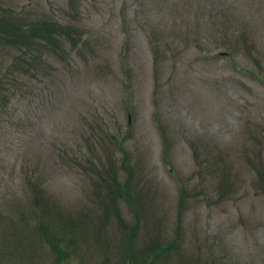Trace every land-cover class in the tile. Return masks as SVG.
<instances>
[{
	"label": "rangeland",
	"instance_id": "obj_1",
	"mask_svg": "<svg viewBox=\"0 0 264 264\" xmlns=\"http://www.w3.org/2000/svg\"><path fill=\"white\" fill-rule=\"evenodd\" d=\"M7 21L29 37L0 27V264H264V0H0Z\"/></svg>",
	"mask_w": 264,
	"mask_h": 264
},
{
	"label": "trees",
	"instance_id": "obj_2",
	"mask_svg": "<svg viewBox=\"0 0 264 264\" xmlns=\"http://www.w3.org/2000/svg\"><path fill=\"white\" fill-rule=\"evenodd\" d=\"M2 26L4 27V29H6V33H8V32L10 33L9 36H11L12 38L9 41L12 44H15L18 46H20V45L23 46V44H25V42H27L26 40L29 37L28 31L23 30L22 27H19V25H16L15 23H11L10 21H7L4 23H1L0 27H2ZM32 30H33V32H32L33 35L36 33V31L38 32V31L43 30V32L48 34V36H47V38L45 35H43L42 37H45L48 40L50 37L49 34L54 33L53 31H55L54 27L52 28L51 26H48V25L43 26L42 28H37V29L32 28ZM60 31L62 33H68V35L70 34V30L66 27H64V28L61 27ZM26 33H27V35H26ZM128 188H129V186L125 185V187L122 188V191H120L119 195L124 196V195L128 194ZM35 231H36L35 234H37L42 241L44 240V242L49 245L50 249L54 253L57 254V258H58L57 261L59 263H65L68 255L61 248V246L63 244V239H65V236L58 233V231L56 232V234L53 233V231L50 230L42 222H40L39 224H37L35 226ZM132 243H133V240L130 239L129 245L131 247H132ZM159 249L160 250H155V247L149 246L144 251H142L141 253H139L138 255H135V256H133L131 254V252L129 250H127L128 252L126 253L125 258H124V259H126L125 264H142L143 262L145 264H150L151 261H154L157 257H160L163 253L170 251L171 247L170 248L169 247H159Z\"/></svg>",
	"mask_w": 264,
	"mask_h": 264
}]
</instances>
